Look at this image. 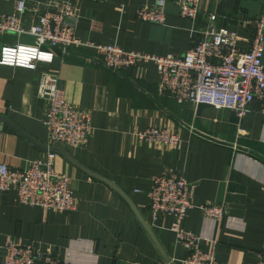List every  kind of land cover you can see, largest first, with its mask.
I'll return each mask as SVG.
<instances>
[{
	"label": "crops",
	"instance_id": "crops-1",
	"mask_svg": "<svg viewBox=\"0 0 264 264\" xmlns=\"http://www.w3.org/2000/svg\"><path fill=\"white\" fill-rule=\"evenodd\" d=\"M64 1L78 8L73 23L80 39L156 55L184 54L211 23L236 31L239 48L246 50L254 35L251 22L264 10L263 0H200L191 20L170 1L165 22L152 23L138 20L136 12L154 0ZM15 9L16 0H0V17ZM31 19L25 12L23 22ZM15 43L35 44V38L0 33V50ZM52 51L53 60L37 62L35 68L0 64V162L25 168L31 159L57 148L55 169L70 177L77 207L68 213L45 210L21 204L14 188L0 191V264L1 245L8 237L32 242L62 264H168L121 191L177 264L188 250L169 229L172 217L153 225L149 210L152 178L164 172L196 184L184 227L203 238H217L220 264H253L256 251L264 247V114L258 106L239 117L231 109L179 102L161 92L160 73L152 61L113 70L91 48ZM45 72L59 75L71 104L91 110L92 133L79 148L49 142L44 124L48 102L38 94ZM150 126L177 133L181 145L137 142L134 131ZM87 170L108 178L119 190ZM209 203L226 206L221 222L200 207ZM202 248H208L205 241Z\"/></svg>",
	"mask_w": 264,
	"mask_h": 264
},
{
	"label": "built area",
	"instance_id": "built-area-1",
	"mask_svg": "<svg viewBox=\"0 0 264 264\" xmlns=\"http://www.w3.org/2000/svg\"><path fill=\"white\" fill-rule=\"evenodd\" d=\"M107 2L109 0H101ZM173 1L182 17L194 20L200 0H154L138 8V20L164 23L166 6ZM264 1V0H263ZM32 14L29 24L22 20L25 12ZM78 8L64 0H16L14 12L0 17V33L31 34L35 44H6L0 50V64L35 68L37 62H51L52 49L68 53L74 48H91L99 62L113 70L152 61L160 73V90L179 102L191 100L196 105L234 110L244 116L255 105L264 114V10L252 20L254 35L248 49L238 46L239 36L234 30L217 27L213 23L199 31L192 46L182 55H156L137 50H125L117 44L82 40L76 36L73 20ZM38 94L48 102L44 124L52 145L74 149L86 144L92 133V113L89 109L71 104L60 85V77L45 72L38 86ZM137 142L160 147H178L180 136L166 127L150 126L133 133ZM56 151L48 150L42 157L29 161L25 168H13L0 162V191L14 188L21 204L40 206L45 210L72 212L77 198L70 177L55 169ZM196 184L185 176L164 172L152 178L149 210L153 225L171 216L172 230L188 255L177 264H220L216 258L217 238H203L187 230L184 221L194 206ZM208 218L221 222L226 214L223 204L200 206ZM208 245L202 248V242ZM2 264H62L50 252L40 251L32 242L20 243L8 237L1 245ZM124 264H144L127 260ZM253 264H264V247L256 251Z\"/></svg>",
	"mask_w": 264,
	"mask_h": 264
},
{
	"label": "water",
	"instance_id": "water-1",
	"mask_svg": "<svg viewBox=\"0 0 264 264\" xmlns=\"http://www.w3.org/2000/svg\"><path fill=\"white\" fill-rule=\"evenodd\" d=\"M50 150H54V151H56L57 148H50ZM64 153H66V152H64ZM68 157H69V155H68ZM87 171H88V170H87ZM88 173H89L91 176H94V177H96V178H99L100 180H103V181L107 182V183H108L109 185H111L112 187L118 189V188L116 187V185H115L113 182H111V180H109L108 178H106V177H104V176H101V175H99V174H96V173H94V172H90V171H88ZM118 190H119V189H118ZM121 193L125 196V198L128 200V202H129V203L132 205V207L134 208V210H135V212L137 213V215L139 216V218H140V220H141L143 226L145 227V229L147 230V232L149 233V235H150L151 238L153 239L155 245H156L157 248L159 249L160 253L162 254L163 258L166 260V262H167L168 264H175V263L170 259V257L168 256V254L166 253V251L164 250V248L162 247V245H161V243L159 242L157 236L155 235V233H154L152 227H151V226L148 224V222H147V221L141 216V214L139 213V211L137 210V208L135 207V205L133 204V202H131V200L128 198V196H127L125 193H123L122 191H121Z\"/></svg>",
	"mask_w": 264,
	"mask_h": 264
}]
</instances>
